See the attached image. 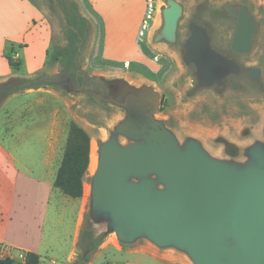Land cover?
Masks as SVG:
<instances>
[{
    "label": "rangeland",
    "instance_id": "obj_1",
    "mask_svg": "<svg viewBox=\"0 0 264 264\" xmlns=\"http://www.w3.org/2000/svg\"><path fill=\"white\" fill-rule=\"evenodd\" d=\"M28 1L43 12L37 28L26 33L37 62L26 53L27 59L23 57L22 66L15 71L20 77L7 80L12 83L6 89L0 87V102L8 92L31 93L10 102L22 108L17 117L21 118L20 125L27 126L23 150L38 154L28 156V168L38 169L48 138L50 165L57 168L70 123L88 134L90 154L94 151L97 158L101 145L110 140L120 146L142 142L119 132V126L133 121L150 127V119L181 151L191 145L199 147L231 169L254 163L251 154L264 149V0H172L181 8L173 41L163 35L162 10L170 0H156L153 33L142 43L135 38L136 54L123 60L108 57L105 31L106 25L111 40L118 25L125 21L128 26L133 19L131 7L123 15L121 0ZM240 8L254 21L256 31L250 52L238 55L230 48L236 24L231 10ZM190 23H207L213 49L237 62L240 73L231 77L238 85L236 90L211 87L188 94L196 82L194 66L182 60ZM17 52L25 54L19 49ZM10 57L19 61L17 54ZM34 63L43 68L22 76L31 72ZM246 69H257L258 77L248 78ZM91 170L88 166L84 176L86 213L78 258L73 264H80L87 247L94 250L108 234L107 222L95 221L90 209L95 173ZM156 188L164 190L165 185L157 181ZM27 193V198L33 196V191L28 189ZM112 235L117 240L114 231Z\"/></svg>",
    "mask_w": 264,
    "mask_h": 264
},
{
    "label": "water",
    "instance_id": "obj_2",
    "mask_svg": "<svg viewBox=\"0 0 264 264\" xmlns=\"http://www.w3.org/2000/svg\"><path fill=\"white\" fill-rule=\"evenodd\" d=\"M231 11L236 15L231 51L247 54L256 25L244 9ZM180 15L172 0L162 10L163 35L169 41ZM208 29L207 23L188 26L182 60L194 66L196 79L189 95L223 86V79L240 73L236 61L213 49ZM150 123L119 126V132L140 143L120 146L110 140L101 145L91 184L93 219L107 222V232L114 231L122 243L145 237L158 247L185 251L194 264H263L264 149L251 154L254 163L235 170L199 147L181 151L169 134ZM157 181L164 190L156 188Z\"/></svg>",
    "mask_w": 264,
    "mask_h": 264
},
{
    "label": "crops",
    "instance_id": "obj_3",
    "mask_svg": "<svg viewBox=\"0 0 264 264\" xmlns=\"http://www.w3.org/2000/svg\"><path fill=\"white\" fill-rule=\"evenodd\" d=\"M121 3L123 15L131 7L134 17L128 21V26L123 24L125 21L118 25L111 34V40L105 25L108 57L113 60L127 59L136 54L135 38L145 6L144 0H121ZM42 16L43 12L28 0H0V84L20 77L8 64V55L17 54L21 62L23 57L27 59L26 53H30L34 59V53H31L34 46L26 33L37 28ZM17 49L25 54L21 56ZM33 62L37 61L34 59ZM41 68L42 64L34 63L31 72L22 76H30ZM22 95L31 93L27 90L9 94L0 102V261L25 264V254L33 252L40 257L39 264H73L79 254L86 202L83 195L73 199L53 186L61 160L54 170L53 164L50 165V138L45 150L39 148L42 162L38 169L33 171L30 164L31 168L27 167L28 156L38 154L29 155L23 150L27 126L24 123L20 125L21 118L17 117L22 108L10 103ZM18 104L26 107L24 103ZM28 189L33 191L30 198H27ZM80 264L194 263L185 251L176 247H158L145 237L122 243L109 232L88 256L85 251Z\"/></svg>",
    "mask_w": 264,
    "mask_h": 264
},
{
    "label": "trees",
    "instance_id": "obj_4",
    "mask_svg": "<svg viewBox=\"0 0 264 264\" xmlns=\"http://www.w3.org/2000/svg\"><path fill=\"white\" fill-rule=\"evenodd\" d=\"M8 64L15 70L21 66V62L12 61L8 55ZM12 83V80L0 84L4 89ZM10 92L4 94V99ZM3 99V100H4ZM90 158V139L88 134L79 126L70 123L60 166L57 170L53 186L64 195L78 199L83 195V178L87 173ZM100 243V242H99ZM98 243V244H99ZM97 244V245H98ZM87 251H92L89 247ZM40 257L27 252L24 256L25 264H39ZM0 264H10L8 261H0Z\"/></svg>",
    "mask_w": 264,
    "mask_h": 264
},
{
    "label": "built area",
    "instance_id": "obj_5",
    "mask_svg": "<svg viewBox=\"0 0 264 264\" xmlns=\"http://www.w3.org/2000/svg\"><path fill=\"white\" fill-rule=\"evenodd\" d=\"M144 13L137 32L136 40L137 43H142L147 39L150 31L155 27V19L157 14V3L156 0H144ZM157 62L158 58L152 59ZM0 246V251H1Z\"/></svg>",
    "mask_w": 264,
    "mask_h": 264
},
{
    "label": "flooded vegetation",
    "instance_id": "obj_6",
    "mask_svg": "<svg viewBox=\"0 0 264 264\" xmlns=\"http://www.w3.org/2000/svg\"><path fill=\"white\" fill-rule=\"evenodd\" d=\"M238 55H241V54H238ZM229 59V58H228ZM235 61V60H234ZM249 69H246V73H247V76H248V78H250V79H254V78H257L258 77V75H259V71L257 70V69H254V70H251V71H248ZM239 74H237V75H229V76H227L225 79H223V83H224V85L223 86H217V85H214V86H212V87H216L217 89H221V90H223V91H225V90H227V89H231V90H233L232 89V85L233 84H236L235 83V81H233L234 79H232L231 77H237ZM251 75H253V77L251 76ZM237 85V84H236ZM196 86V82H195V85H194V87ZM237 88H238V85H237ZM236 88V89H237ZM235 89V90H236Z\"/></svg>",
    "mask_w": 264,
    "mask_h": 264
},
{
    "label": "bare ground",
    "instance_id": "obj_7",
    "mask_svg": "<svg viewBox=\"0 0 264 264\" xmlns=\"http://www.w3.org/2000/svg\"><path fill=\"white\" fill-rule=\"evenodd\" d=\"M97 165H98V158L96 157V153L93 151L90 154L89 169H92L91 171H95Z\"/></svg>",
    "mask_w": 264,
    "mask_h": 264
}]
</instances>
